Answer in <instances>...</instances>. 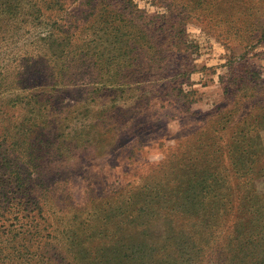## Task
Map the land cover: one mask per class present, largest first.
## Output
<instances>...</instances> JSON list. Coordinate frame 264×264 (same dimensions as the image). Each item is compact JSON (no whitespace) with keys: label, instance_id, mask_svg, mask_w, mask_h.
<instances>
[{"label":"trees","instance_id":"trees-1","mask_svg":"<svg viewBox=\"0 0 264 264\" xmlns=\"http://www.w3.org/2000/svg\"><path fill=\"white\" fill-rule=\"evenodd\" d=\"M154 1L166 13L143 15L133 0H82L89 12L78 34L71 32L63 16L51 20L56 28L41 39L53 40L59 34L71 40L58 43L53 59L47 58L58 73L51 72L53 80L40 88L26 85L29 74L45 67L30 62L32 50L20 59L27 61L21 66L27 75L0 65V264H264V200L253 186L259 174L252 167L260 160L251 152L256 120L248 125L238 122L233 131L237 136L231 140L212 136L200 155L193 143L187 145L179 156L183 168H178L172 184H154L158 180L150 178L148 184L114 189V200L77 206L66 188L43 183L45 169L70 148L63 138L54 143L48 120L49 88L66 80L62 71L71 64L69 56L80 65L92 58L100 88L115 90L124 77L135 74L143 53L153 51L155 43L162 45L160 37L178 50L181 45L188 49V24L226 47L253 38L243 25L251 13L240 10L244 23L228 26L225 16L213 10L221 0ZM57 3L0 0V48L29 23H41L42 8L53 11ZM84 31L88 32L82 36ZM74 40L81 43L70 48ZM162 52L156 50L158 55L148 63H159ZM218 168L220 174L214 176ZM161 201L165 204L157 207L163 218L156 222L165 225L166 233L159 243L148 239L156 223L148 215L153 213L150 204Z\"/></svg>","mask_w":264,"mask_h":264},{"label":"rangeland","instance_id":"rangeland-1","mask_svg":"<svg viewBox=\"0 0 264 264\" xmlns=\"http://www.w3.org/2000/svg\"><path fill=\"white\" fill-rule=\"evenodd\" d=\"M54 1L58 2V8L53 11L42 8L41 23H29L30 26L8 37L0 48V65L9 66L13 72L27 75L21 68L27 61L20 59L28 58L30 50V62L39 61L45 66L29 74L27 86L40 88L52 79L51 72L58 73L47 58L53 59L58 43L71 40L59 34L53 36L54 41L51 37L42 40L56 28L52 22L63 16L71 32L78 34L82 19L89 12V6L82 0ZM242 1L245 0L217 1L213 10L225 16L228 26L244 23L237 14L240 10L251 13L249 22L243 24L253 37L251 41L226 47L199 27L188 24L185 26L188 49L181 45L178 50L160 37L162 45L155 43L153 51L143 53L135 74L127 73L128 77L115 90L100 88V75L92 58L80 65L74 63V56H69L71 64L62 71L66 80L49 88L52 94L48 108L52 114L48 120L49 128L55 132L54 143L63 138L70 148L45 169L43 183L54 189L66 188L77 206L114 200V189L148 184L150 178L158 180L154 184H172L181 167L179 156L188 150L187 145L193 143L200 155L205 148L201 146L212 136L223 135L225 142L235 134L238 122L248 125L256 120L251 152L260 161L252 165L259 174L253 186L264 200V174L261 175L264 173V0H246L245 5ZM133 2L143 15L166 13L165 7L154 0ZM236 17L240 19L235 22ZM47 40L50 41L45 43ZM80 43L74 40L70 48ZM156 50H163L161 55L165 57L159 63H148L158 55ZM222 161L226 167L225 156ZM214 172V176L220 174L219 168ZM207 182L211 184L212 180ZM158 204L165 203H152L149 209L153 213L148 216L153 215L155 222L156 218H163ZM164 226L158 220L148 231L149 241L162 243Z\"/></svg>","mask_w":264,"mask_h":264}]
</instances>
